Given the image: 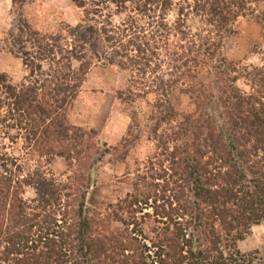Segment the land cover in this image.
I'll use <instances>...</instances> for the list:
<instances>
[{
	"label": "trees",
	"instance_id": "trees-1",
	"mask_svg": "<svg viewBox=\"0 0 264 264\" xmlns=\"http://www.w3.org/2000/svg\"><path fill=\"white\" fill-rule=\"evenodd\" d=\"M10 1L12 7L20 10L31 0ZM84 1L67 0L72 12L82 9ZM135 1L108 0L117 9L124 5L127 8ZM262 1H184L170 21L166 17L172 10L171 0H139L130 4L142 18L149 12L147 28L155 10H159L155 36L150 34L149 39L142 36L147 43L143 42L144 51L138 49L136 54L149 49L151 56L157 58L156 51L167 52L172 48L169 56L175 63L181 55L191 56L192 66L187 72L183 70V61L180 77L186 79V84L180 92L193 110L176 114L169 107L167 96L172 91V81L159 79L158 89L152 88V81L147 86L157 99L150 105L148 119L153 123L149 139L161 150L157 155L161 173L152 176L155 164L150 162L136 179L128 181L130 192L104 210L106 221L112 219L123 225L122 230L114 232L106 221L82 217L83 203L74 211L73 204L68 203L74 193L72 183L66 184L64 191L69 192L65 194L38 183L35 188L43 205L38 214H31V208L17 196L14 185L21 181L14 180L16 175L8 167L14 165V158L0 152V264H254L237 245L253 226L264 222V62L256 66L234 63L218 51L212 37L229 33L228 26L235 19L246 16L253 2ZM87 14L74 28L66 25V29H61L59 25L64 27V22L60 20L54 32L46 33L27 16H20L15 29L8 33L14 43L10 52L21 55L30 75L25 84L15 86L8 76L0 74V125L22 132L23 141L38 156L60 158L69 166L88 158L93 148L82 130L68 124L62 113L89 69V62L83 61L72 38L75 39L78 28L82 33L77 41L85 43L97 40V32L104 35L108 32L104 24L97 30L91 23L86 27L92 20L87 19ZM190 22L199 31L192 30ZM140 30L144 34L148 31L144 26ZM66 31L71 48L66 56H58L60 42L68 39ZM173 37H176L174 45L169 40ZM27 43L38 50L34 57L27 51ZM179 43H184L180 48L186 53L178 55L174 51ZM91 47L99 61L106 60L112 66L115 75L117 67L127 70L122 63L114 64L111 56L100 58L92 43ZM122 57L127 58L126 54ZM137 60L130 59L134 68L140 65L149 68V61L143 57V63ZM72 61L78 65L74 66ZM43 63H47V68L42 67ZM199 65L208 75L206 84H200L199 74L191 71ZM176 70H180L177 65ZM154 73L153 70L146 74ZM241 79L249 92H241L236 86ZM108 80L117 91L114 75ZM115 95L119 100L122 92ZM216 112L221 122L216 120ZM163 124L166 128L159 131ZM107 153L104 150L91 163H99ZM119 161L124 158L119 157ZM130 171L126 170L128 174ZM71 174L72 182L83 177L76 169ZM31 179L24 183L33 184ZM147 209L152 213L145 212L143 216L154 217V238L142 242L135 236V232L140 233L137 214ZM57 211L62 215L58 220ZM122 213L126 219L120 216ZM40 217L42 220H38ZM75 245V252H68Z\"/></svg>",
	"mask_w": 264,
	"mask_h": 264
},
{
	"label": "rangeland",
	"instance_id": "rangeland-1",
	"mask_svg": "<svg viewBox=\"0 0 264 264\" xmlns=\"http://www.w3.org/2000/svg\"><path fill=\"white\" fill-rule=\"evenodd\" d=\"M138 1L130 4L135 5ZM184 1L192 2V0H171L172 10L166 20L170 21L174 18L177 8L181 6L179 4ZM84 3L85 6L82 9L72 12L67 0H31L20 10L12 7L10 0H0V74L8 76L10 83L15 86L25 84L30 75L29 68L23 65L21 55L18 57L10 52L14 43L9 39L8 33L15 29L20 16L30 18L34 26L39 27L45 33L46 31L54 32V28L58 27L60 20L64 22V27L59 25L61 29H66V25L74 28L81 19L84 20L86 13H89L87 19H92L85 24L86 27L91 23L97 30L104 24L108 32L105 35L97 32V40H91L88 43L77 41L82 33L81 28H78L75 33V39L72 38L73 41H76H74L76 51H80L84 57L83 61L89 62V69L77 94L72 95L73 98L69 99L68 104L62 109L68 124L80 128L85 134L84 137L89 139L92 144L93 148L89 151L88 158L85 157L78 163L73 162L69 166L68 162L60 158L40 157L30 145L28 146L23 141L22 132L8 129L4 125H0V152L7 155L8 158H14V165L8 167L16 175L14 180L21 181L14 185L17 186L15 188L17 196L31 208V214H38L43 205L38 200L35 188L38 183L52 189L56 188L58 191L61 190L60 194L69 192L64 190L67 183H72L74 193H71L72 199L68 203L73 204L74 211L80 203H83L82 217L106 221L107 213L104 210L110 204H117L130 192L128 181L136 179L135 177L141 174L150 162L155 164L152 176H155V173L157 175L161 173L158 164L159 156L157 157L161 150L156 149L155 143L149 139V130L153 122L152 119H148V115L150 114V105L154 104L157 99L148 91L147 86L152 81V88L158 89L159 79L163 82L172 81V91L167 96L169 107L176 114L189 113L193 110V106L180 92V88H184L186 84V79L180 76L182 75L183 61L185 62V69H183L185 71L192 65L189 60L191 56L188 53L181 55L177 63L171 60L169 55L173 53L172 48L167 52L159 49L156 51L157 58L151 56V50L149 51L148 47H145L148 52L144 54L135 53L138 49L144 51L142 44L143 42L147 43L146 39H149L150 34L155 36L157 17H159L158 9L155 10L154 18L147 28L146 14L149 12L146 11L145 17L142 18L137 14V9L133 10L129 3H127V5L129 4L127 8L124 5L122 9L110 6L108 0H85ZM190 24L192 30L198 28L194 22H190ZM141 26L148 29L147 33H142ZM228 30H230L229 33L221 32L218 38L212 37L214 44L218 45V51L222 52L228 60L242 66H256L264 62V1L253 2L246 11V16H239L235 19L228 26ZM64 33L68 39H62L60 42L61 51H57L58 54L60 53L58 56H66V52L69 53L71 48L70 44L72 43L69 41L67 31ZM222 35L223 37H221ZM142 36H146V39H143ZM174 38L176 37L169 38L173 45L176 44ZM219 40L221 41L219 42ZM91 43L94 45V51L100 53V58L111 56L115 61L114 64L122 63L127 70L117 67L115 75L114 69L111 70L112 66L108 65L106 60L99 61L95 57L91 51ZM150 45L152 44L150 43ZM158 45L161 48L162 44L158 43ZM26 46L27 51L34 57L37 49L28 43ZM177 46L174 51L180 55L185 51L180 48L184 46V43H179ZM14 50L16 52L15 48ZM125 54L127 58L122 57ZM142 57L149 61V68H144L141 65L134 68L130 59L139 62L137 58L141 60ZM141 63H143L142 60ZM72 64L78 65L73 61ZM175 65L179 66L180 70L175 71ZM200 66L202 68V65L192 67L191 71L199 74L200 84H206L208 75L204 69H200ZM42 67L47 68V63H43ZM142 67L143 70H141ZM153 70L154 75L146 74ZM112 74L117 81V91L122 92L119 100L115 97L117 91L111 87L108 80L110 76L112 78ZM33 78L31 77V80ZM236 86L241 92H249L243 79L237 82ZM1 113H3L2 110ZM214 116L217 121L221 122L217 112L214 113ZM165 128L166 126L163 124L159 131ZM104 150H107L108 153L99 163L93 165L91 161ZM119 157L124 158V161L120 163ZM128 168L131 170L129 174L126 172ZM75 169L77 172L80 171L83 177L75 178L72 182L71 172ZM29 177H32L33 184L26 185L24 181ZM157 182L154 181V183ZM63 203L61 202V205ZM55 208L57 210V207ZM51 211L55 210L51 208ZM145 212L151 214L152 210L147 209L143 213L137 214L139 224L137 230H140V233L135 232L136 238L143 240L142 242L144 239L153 240L154 238L152 233L155 226L154 217L143 216ZM55 214L57 220L62 216L59 211ZM120 216L126 219L124 213ZM40 219L42 220V217L38 220ZM106 223L113 232L123 229L122 224L112 219L107 220ZM131 227L132 225L128 227L129 230ZM237 247L242 254L249 255L254 260V264H264V222L253 226ZM76 249L75 245L68 249V252H75Z\"/></svg>",
	"mask_w": 264,
	"mask_h": 264
}]
</instances>
